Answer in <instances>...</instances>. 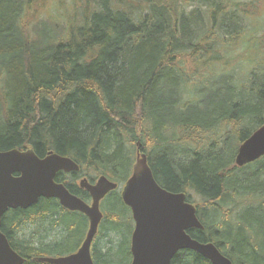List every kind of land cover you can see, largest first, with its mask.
Returning <instances> with one entry per match:
<instances>
[{
	"label": "trees",
	"instance_id": "16d2710c",
	"mask_svg": "<svg viewBox=\"0 0 264 264\" xmlns=\"http://www.w3.org/2000/svg\"><path fill=\"white\" fill-rule=\"evenodd\" d=\"M262 126L264 0H0V152L52 151L91 182L104 175L121 186L141 143L159 184L201 200L204 230L191 237L233 264H264V157L236 166ZM119 196L122 213L105 214V231L120 243L95 246V264H131L134 222ZM44 203L48 211L3 219L25 264L76 252L86 236L65 255L76 223L61 221L55 200L32 210ZM26 224L63 237L34 246L20 236ZM172 264L211 263L185 251Z\"/></svg>",
	"mask_w": 264,
	"mask_h": 264
},
{
	"label": "water",
	"instance_id": "95a60500",
	"mask_svg": "<svg viewBox=\"0 0 264 264\" xmlns=\"http://www.w3.org/2000/svg\"><path fill=\"white\" fill-rule=\"evenodd\" d=\"M264 157V126L239 148L236 165L244 167ZM79 165L69 157L49 152L39 158L33 149L0 152V264H25L2 232L3 218L9 210H27L41 198L57 199L70 212H80L89 220V229L80 249L66 256L39 257L42 264H95L92 245L104 218L101 202L118 184L101 176L95 184L81 181L92 198L89 205L72 195L67 187L55 182L60 172H78ZM122 200L131 209L135 228L131 240V264H172L181 251H192L211 264H233L213 243H201L188 233L204 230L197 207L186 202V195L162 188L156 181L142 144L131 177L126 182Z\"/></svg>",
	"mask_w": 264,
	"mask_h": 264
},
{
	"label": "rangeland",
	"instance_id": "374dc122",
	"mask_svg": "<svg viewBox=\"0 0 264 264\" xmlns=\"http://www.w3.org/2000/svg\"><path fill=\"white\" fill-rule=\"evenodd\" d=\"M244 2H249L252 0H242ZM51 3V0H49V5ZM124 185H121L118 193L112 195V197L106 198L102 204H101V210L104 214H112V212H118L119 214L122 213V205L120 204V196L122 189ZM192 200L194 202H200L199 198L192 194ZM50 209L49 203L41 204L40 208H37L36 210H32L29 214L34 215L39 212L48 211ZM13 217V216H12ZM11 217V218H12ZM61 221L64 224H71L75 222L74 229L71 231L68 243L66 245L68 250L64 251V254L67 252L75 251V249L80 245L81 240L86 235L88 231V225L87 222L84 221L82 218L78 216H72L70 214H66L61 216ZM118 227V224H117ZM111 228V224L107 223V220L102 222L100 226V232L101 234L98 235V237L95 240L94 245L97 246V249L101 252H106L111 246L118 245L120 243V236L116 235L111 232H106L107 229ZM106 230V231H105ZM103 231V232H102ZM106 233V234H104ZM20 236H25L26 239H30L33 241L34 246H42V244H51L57 241V239H61L63 237V234H60L58 232L57 228H52L50 225H23V228L20 232ZM129 236L130 231H125V240L123 241L124 247L129 246ZM94 246V247H95ZM94 254V250L92 251V255ZM66 255V254H65Z\"/></svg>",
	"mask_w": 264,
	"mask_h": 264
},
{
	"label": "flooded vegetation",
	"instance_id": "af4514ba",
	"mask_svg": "<svg viewBox=\"0 0 264 264\" xmlns=\"http://www.w3.org/2000/svg\"><path fill=\"white\" fill-rule=\"evenodd\" d=\"M148 163H149V158H148ZM149 166H150V164H149ZM151 167V166H150ZM152 169V168H151ZM74 175H78V177H76V178H74ZM155 177V176H154ZM58 178H60L61 180H63V182L61 183V182H58L57 180H58ZM88 180L89 181V183H91V184H95L96 183V181L97 180H95L94 182H91L89 179H88V177H86V176H83V175H80V172H78V173H69V174H64V173H59L58 175H57V177H56V179H55V182L56 183H58V184H63V185H65L66 187H67V189L69 190V182L71 181V182H74L75 184H72V187H73V189H74V192L72 193L70 190V193L72 194V195H74V196H76V197H78V198H80V199H82L83 201H85L86 203H88V204H91L92 203V199H91V196H90V194L88 193V191L87 190H85L84 188H82L81 186H80V184H81V181H83V180ZM156 179V178H155ZM157 181V180H156ZM157 183H158V181H157ZM159 184V183H158ZM161 187H163L161 184H159ZM164 188V187H163ZM164 189H166V188H164ZM167 190V189H166ZM168 191V190H167ZM170 192V191H169ZM172 193H175V194H182V193H184L185 195H186V202H189V203H191V201L189 200V195L187 194V192H172ZM112 194V193H111ZM111 194H109L108 195V197L111 195ZM107 197V198H108ZM41 202V201H40ZM40 202H39V204H40ZM55 202H56V204L59 206V208L61 209V210H63V211H65V212H67V214H73V215H78V216H80V218H82L84 221H87V223H88V226H89V220H88V218L84 215V214H82V213H80V212H78V213H70V212H68L67 210H65L61 205H60V203H59V201H57V200H55ZM38 204V205H39ZM38 205H35L34 207H32V208H30L29 209V211H32V209H34V208H36ZM104 214V213H103ZM104 220H105V214H104ZM134 222V221H133ZM134 226H135V223H134ZM133 230H134V228H133ZM192 231V230H191ZM191 231H189V232H191ZM188 232V233H189ZM133 233V232H132ZM131 238H132V235H131ZM132 240V239H131ZM131 240H130V249H131ZM95 245L93 244V250L95 249V247H94ZM183 253V252H182ZM132 254V253H131Z\"/></svg>",
	"mask_w": 264,
	"mask_h": 264
},
{
	"label": "bare ground",
	"instance_id": "6f19581e",
	"mask_svg": "<svg viewBox=\"0 0 264 264\" xmlns=\"http://www.w3.org/2000/svg\"><path fill=\"white\" fill-rule=\"evenodd\" d=\"M192 204H194L196 207H197V209H198V203L197 202H194L193 200H192V202H191Z\"/></svg>",
	"mask_w": 264,
	"mask_h": 264
}]
</instances>
